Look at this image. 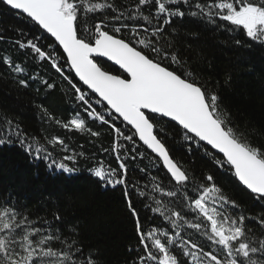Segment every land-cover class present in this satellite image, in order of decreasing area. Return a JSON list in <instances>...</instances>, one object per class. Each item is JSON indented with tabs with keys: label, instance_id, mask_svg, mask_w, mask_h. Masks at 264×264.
Returning a JSON list of instances; mask_svg holds the SVG:
<instances>
[{
	"label": "snow or ice",
	"instance_id": "1",
	"mask_svg": "<svg viewBox=\"0 0 264 264\" xmlns=\"http://www.w3.org/2000/svg\"><path fill=\"white\" fill-rule=\"evenodd\" d=\"M50 34L51 52L32 39L17 40L35 57L66 80L81 104L67 122L41 106L49 121L66 130L92 131L86 121H99L113 135L111 149L116 167L95 166L94 176L105 186H122L130 214L135 218L137 255L130 264H264V232L255 236L246 221L264 230V213L259 216L234 215L239 205L215 183L212 174L198 181L170 154L162 125L175 122L184 140L207 146L223 156L220 167L234 170L238 181L264 201V146H257L237 132L230 117L220 110V98L199 83L191 70L172 49L166 29L175 18L191 16L228 32L240 31L251 42L264 45V0H0ZM24 36L23 30H20ZM239 44L241 41L236 40ZM56 48L62 49L58 55ZM114 62L122 70L112 74L101 66V59ZM4 63L17 74L25 67L4 57ZM86 86L85 91L70 73ZM35 79V77H30ZM51 89L49 80L41 81ZM19 85L28 87L26 79ZM95 105L101 106L98 110ZM117 121L125 128L117 126ZM15 139L34 159L48 162L66 173L76 171L78 156L65 154L58 162L54 150L69 152L59 136L29 138L13 120L0 118V144ZM31 140V142H29ZM129 145L132 147L130 148ZM50 146V147H49ZM152 154L155 174L151 188L131 184L125 157L129 152L144 158L139 149ZM216 153L208 152L213 159ZM71 165V166H70ZM147 173V167L140 169ZM134 189L133 193L130 191ZM182 194V195H181ZM153 216L137 212L132 196ZM165 197L171 198L165 201ZM142 198V199H141ZM192 219H189V217ZM58 221L60 217L57 215ZM191 229L192 231H187ZM0 264H97L95 255L75 236L47 221L33 219L18 207L12 197L0 199Z\"/></svg>",
	"mask_w": 264,
	"mask_h": 264
},
{
	"label": "trees",
	"instance_id": "2",
	"mask_svg": "<svg viewBox=\"0 0 264 264\" xmlns=\"http://www.w3.org/2000/svg\"><path fill=\"white\" fill-rule=\"evenodd\" d=\"M166 31L172 49L186 62L184 69L193 71L200 84L219 96L220 110L225 118L230 117L237 132L244 133L253 144L264 146V45L251 42L240 31L214 28L191 16L175 18ZM26 39H32L45 51L53 50L48 47L53 44L49 35L25 16L0 3V118L7 117L18 123L29 138H39L46 146L45 137L64 139L70 151L61 152L57 146L54 155L58 162L65 154L83 155L78 156L74 165L77 170L66 173L55 167L49 168L44 160L34 159L15 139L0 144V199L12 197L30 217L38 218L41 223L47 221L65 234L75 230L76 238L95 255L97 264H130L137 253L129 249H135L138 240L135 218L128 210L123 187L105 186L91 171L101 164L104 167L109 164L117 166L110 151H104L111 149L114 134L99 121H86L92 131L100 133L94 137L88 131L63 129L47 119L41 106L65 122L77 111L84 117L86 114L68 82L55 73L48 62L35 57L31 49H21L15 43ZM237 39L241 43L237 44ZM55 51L62 55L61 49ZM4 57L21 64L26 72H13L4 63ZM100 63L104 70L121 74L113 65L105 61ZM64 72L70 73L67 66ZM21 78L28 80V87L19 85ZM70 78L89 91L74 73H70ZM42 79L49 80L54 87L46 88ZM94 107L102 110L99 105L94 104ZM116 123L121 128L126 127L119 121ZM162 127L172 157L198 181L212 174L224 194L239 205V209L233 210L234 215L255 217L264 213V201L254 199L235 177L233 169L219 166L217 160L223 159L221 155L209 147L206 150L184 140L183 130L175 123L168 122ZM139 151L144 153L143 159L138 155L135 160L131 159L135 155L131 151L125 157L129 166L128 177L131 184L138 182L141 189L148 185L147 191L151 188L148 173L155 174L156 169L152 154L145 152L143 147ZM208 152L216 153V159ZM145 167L148 172H141L140 169ZM130 191L135 192L131 188ZM132 199L141 217L154 215L145 207L150 200L138 202L135 195ZM57 215L60 217L58 221L55 219ZM246 224L255 236L264 232L255 223L246 221Z\"/></svg>",
	"mask_w": 264,
	"mask_h": 264
},
{
	"label": "water",
	"instance_id": "3",
	"mask_svg": "<svg viewBox=\"0 0 264 264\" xmlns=\"http://www.w3.org/2000/svg\"><path fill=\"white\" fill-rule=\"evenodd\" d=\"M13 11H15V10H13ZM16 12V11H15ZM42 31H44V30H42ZM45 32V31H44ZM46 33V32H45ZM47 35H49L50 36V34H48V33H46ZM51 37V36H50ZM52 38V37H51ZM52 39H54V38H52ZM62 50V49H61ZM101 61H105V62H107V63H109V64H111V65H113L114 67H116L118 70H120L121 72H122V70L121 69H119V66L118 65H115L114 64V62H111V61H107V59L106 58H102L101 59ZM76 79L78 80V77H76ZM81 83V85H82V82H80ZM83 86V85H82ZM85 88H86V86H84ZM87 89V88H86ZM90 91V90H89ZM172 123H175V122H172ZM176 124V123H175ZM207 147H209L210 149H211V147L210 146H207ZM211 150H213L214 152H216V150H214V149H211ZM149 152H150V150H149ZM217 154H219V155H221L222 156V154H220V153H217ZM223 157V156H222ZM238 179V178H237ZM245 187V186H244ZM246 188V187H245Z\"/></svg>",
	"mask_w": 264,
	"mask_h": 264
}]
</instances>
